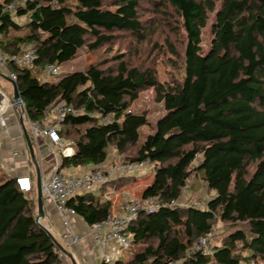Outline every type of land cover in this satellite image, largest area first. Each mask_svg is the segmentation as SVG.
<instances>
[{"label": "trees", "instance_id": "obj_1", "mask_svg": "<svg viewBox=\"0 0 264 264\" xmlns=\"http://www.w3.org/2000/svg\"><path fill=\"white\" fill-rule=\"evenodd\" d=\"M9 1L0 2V50L21 53L35 43L37 54L36 70L10 65L28 117L43 119L46 107L61 100L86 109L68 116L60 128L65 140L75 141L74 153L62 156L61 168L107 162L111 149L125 155L139 145L122 160L154 164L153 181L142 197L168 204L193 174L214 193L206 209L162 206L152 213L141 211L127 230L139 248L114 264L181 259L184 264H264V0H153L165 19L168 11L180 18L175 23L185 34L184 76L173 81L160 80L155 70L131 64L122 53L56 81L40 77L46 64L68 62L81 48L92 52L111 45L120 32L145 41L150 33L140 16L141 0H33L16 13L5 10ZM217 1L221 6L214 38L204 52L202 32ZM13 14L28 20L19 24ZM167 45L172 54L178 53L172 42ZM147 88H154L165 113L142 140L148 117L129 107ZM107 116L110 122L102 120ZM134 178L123 175L99 192L108 184L117 190ZM33 190L21 191L16 179L0 176V264H63L60 247L37 221ZM67 206L89 225L113 212L103 193L72 197ZM218 220L239 228L221 244H212L211 254L188 256L187 248ZM240 248L249 254L243 256Z\"/></svg>", "mask_w": 264, "mask_h": 264}, {"label": "built area", "instance_id": "obj_2", "mask_svg": "<svg viewBox=\"0 0 264 264\" xmlns=\"http://www.w3.org/2000/svg\"><path fill=\"white\" fill-rule=\"evenodd\" d=\"M33 0H10L5 5V10L11 13H16L20 7H25L27 3ZM57 1H54L56 5ZM1 39V33H0ZM37 59L35 51V43L27 44L21 53H11L8 51H0V73L6 75L11 80L17 82V74L10 65L14 63L21 67H31ZM44 78L49 79L52 76L60 75L61 66L58 63H48L43 68ZM16 107L23 114L36 138H49L54 145V153L61 156H69L72 154V148L75 146L73 139L67 141L60 134V128L70 115L85 113V107L75 108L61 100L53 105H49L45 109L44 117L41 120H32L28 117L25 111V104L22 101L17 104L14 100H9L6 107L0 110V128L6 129V123L3 121L4 114L9 108ZM111 116L104 117V122H110ZM107 162L96 163L90 166L88 170L80 175H71L61 166L55 167L51 174L45 179L42 178L43 199L46 203L52 204L63 217L65 232L64 239L70 244H80L83 236L75 232L72 227L68 215H75L73 208L67 206V201L79 195L88 193H96L101 186L110 181L125 175V171H131L137 167H147L151 163L148 160L137 162L120 160L115 164ZM16 184L21 191H31L33 184L29 176L17 177ZM188 187H185L181 195L173 199L168 204H161L155 197H132L128 196V209L126 212L117 214L110 212L106 218L89 225V234L94 239L96 247H100L102 251V261L106 264H114L121 256L124 249H128L133 240L127 234V230L132 222L138 217L141 211L152 213L162 206L170 207H193L206 209L208 202L200 200H190L185 196ZM217 226H213L211 231L187 248V255L192 256L196 253L209 255L213 252L214 235L218 232ZM166 264H184V260L169 261Z\"/></svg>", "mask_w": 264, "mask_h": 264}, {"label": "rangeland", "instance_id": "obj_3", "mask_svg": "<svg viewBox=\"0 0 264 264\" xmlns=\"http://www.w3.org/2000/svg\"><path fill=\"white\" fill-rule=\"evenodd\" d=\"M70 3L75 4L76 0H68ZM113 1V0H110ZM151 2L153 0H141V8H140V16L144 21V26L147 27L148 32L150 33L147 36L145 41H141L133 33H129L127 31L120 32L118 35V39L115 43L111 45H105L96 51L89 52L86 48H81L78 50L77 55L70 61L61 64V73L57 76H52L48 80L56 81L63 77L64 75L74 72V71H82L87 67L90 63L97 62L98 60L103 61L104 59L110 60L113 55L117 53L125 54L130 60L131 64L137 65L141 68H152L158 74V77L162 81H173V80H181L184 76V59H183V50H184V40L185 34L184 30L179 26H176V21L180 22V18L173 12L168 11V15H166L165 19V11L162 14L161 8H157L152 5ZM109 3V2H108ZM221 6V1H217L216 11L209 13V19L207 26L203 29L202 32V48L204 52H208L211 48L213 36V25L215 23V16L217 11ZM159 9V10H158ZM160 11V12H159ZM159 12V13H158ZM14 15V20L19 24H24L27 22L28 18L25 16H17ZM172 18V21L168 20ZM154 31V32H152ZM23 31H21L22 33ZM172 42L175 47L178 49L177 54H172L170 49L168 48L167 42ZM159 45L158 48L154 47V45ZM31 66L30 68L36 70L37 67ZM43 69V68H42ZM40 77L43 80H47L44 78L43 70L40 72ZM11 82H6L7 86L4 87L6 91H9L14 96L13 86L10 84ZM129 109L134 113H145L148 117L149 124L141 128L142 140L144 137L151 133L155 127L157 120L165 113L164 105L162 102H158L156 99V93L154 88H147L140 92L139 98L134 101ZM27 120V119H26ZM27 122V121H26ZM137 147L130 148L127 154H118L115 149H111L110 153L113 155H119V158L129 159L126 156L128 154L134 155L138 149ZM201 157V156H199ZM200 158L194 162L197 164ZM253 168V167H251ZM154 164H150L147 167L141 168L137 167L131 171H125V175H134L136 177H142L141 179H135V182H130L126 185H123L121 188L117 190H121L124 187H129L127 191L130 192L132 197L138 198V191L142 189L153 177ZM73 175V174H71ZM0 176H2L0 174ZM7 177L6 175H4ZM146 179L147 181H145ZM144 180V181H143ZM36 183V181H35ZM37 187V184L36 186ZM188 191L185 193V196L190 200H200L208 202L212 197L213 192H211L205 181L195 174H193L187 181ZM33 193L37 195V188L33 190ZM40 222V221H39ZM41 223V222H40ZM217 226V233L214 235L213 245L221 244L225 237L230 234L232 231L239 228L238 225H233L231 223L223 222L218 220L215 223ZM57 241L59 243H64L62 237L57 233L55 235ZM68 251H72L76 254L74 250L75 247H66ZM139 248V245H135L134 243L128 248L122 251V255L124 258H127L131 255V253ZM242 250L243 256H247L249 253L246 250L240 248ZM62 255L63 264H72L71 259L68 256ZM245 264H254L252 261H245Z\"/></svg>", "mask_w": 264, "mask_h": 264}, {"label": "crops", "instance_id": "obj_4", "mask_svg": "<svg viewBox=\"0 0 264 264\" xmlns=\"http://www.w3.org/2000/svg\"><path fill=\"white\" fill-rule=\"evenodd\" d=\"M1 1L2 0H0V2ZM6 82L10 81L5 77L0 76V110L1 108L6 107L9 100H13V95L9 91H6L4 89V87L7 86ZM10 84L12 85V83ZM3 121L6 123V129L0 128V174L2 176L6 175L7 177L14 179H16L17 177L29 176L35 190V188H37L35 187V181L37 182L38 175L37 167L31 157L30 150L27 144L24 126L21 121V112L16 107L9 108L3 116ZM26 121L27 120L24 119V125L27 128V131L32 140L36 158L40 163L41 176L42 178L46 179L55 167L61 166L62 156L56 155L54 153V145L49 140V138H36L33 135L28 122ZM74 151L75 148H72V154L74 153ZM110 160L111 162L109 163V165L115 164L121 159L119 158V155L113 154L111 155ZM89 168L90 165L75 167L70 166L64 168V170L73 175H80ZM134 177V179L124 180V185L132 181L134 183L135 179L137 182V180L143 178V176ZM153 178L154 173L153 177L147 183V185H145L138 191L137 194L139 197H142L144 189L153 181ZM144 180L147 181L146 179ZM128 188L129 187H124L121 190H116L113 184H108L100 192L97 191L95 195H100L103 193L106 199L111 200V210L117 214H121L126 212L128 209L129 201L128 196L126 195L127 193L130 194V192L127 191L129 190ZM68 218L70 220L72 229L83 236L82 242L80 244H70L67 243V241L64 239L63 233L65 232L66 228L63 224V217L52 204L45 202V211L43 217L40 218V222L45 226V228L48 229V231H50V233L54 237L57 233H59V235L64 240V243L61 242V244L67 251L68 249L66 247H75L74 250L76 251V254H74L72 251L69 252L73 255L77 264L102 263V251L100 247H96L94 239L89 234V224H87L82 217L76 214L68 215ZM61 252L63 255L68 256L71 259V257L67 253L62 250ZM133 252L127 258H124L121 253L119 259L122 258L124 260H128L132 256ZM71 261L73 264L72 259Z\"/></svg>", "mask_w": 264, "mask_h": 264}, {"label": "water", "instance_id": "obj_5", "mask_svg": "<svg viewBox=\"0 0 264 264\" xmlns=\"http://www.w3.org/2000/svg\"><path fill=\"white\" fill-rule=\"evenodd\" d=\"M0 76L5 77L6 79H8L12 83V85L14 87L13 100L17 104H20L23 101V99H22L20 90L18 88L17 82L11 80L9 77H7L6 75H4L2 73H0ZM21 121H22V124L24 126L25 137H26V140H27V144H28V147H29V150H30L31 157H32V159H33V161H34V163H35V165L37 167L38 175H37L36 184H37V201H38V210H39L37 221L39 222L40 218L43 217L44 211H45V202H44V199H43V187H42V176H41L40 163L38 162V160L36 158V155H35V152H34V147H33V144H32V140H31L30 135H29V133L27 131V128L24 125V116H23L22 113H21ZM52 237L55 240V242L57 243V245L60 247V249L62 251H64L65 253H67L71 257V259L73 260V264H77L75 259H74V257H73V255L69 251H67L65 249V247L61 243H59L53 235H52Z\"/></svg>", "mask_w": 264, "mask_h": 264}]
</instances>
